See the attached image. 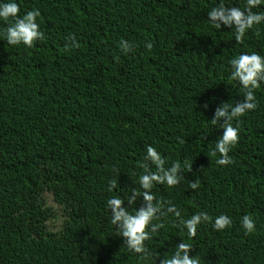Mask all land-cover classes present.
<instances>
[{
    "label": "trees",
    "instance_id": "trees-1",
    "mask_svg": "<svg viewBox=\"0 0 264 264\" xmlns=\"http://www.w3.org/2000/svg\"><path fill=\"white\" fill-rule=\"evenodd\" d=\"M15 2L21 16L40 10L44 39L27 48L0 36V264H149L123 245L106 206L139 188L148 145L166 167L182 165L177 186L153 187L157 200L172 201L185 219L200 211L232 219L223 231L201 224L194 238L171 214L153 221L165 223L145 241L155 264L180 241L200 264H264V83L256 110L233 121L232 164L210 155L223 129L209 122L220 103L243 100L228 61L264 56V24L238 44L234 29L208 23L221 0ZM223 2L243 10L246 0ZM72 34L79 48L66 51ZM121 39L132 52L121 51ZM197 179L200 187L190 189ZM109 180H117L112 192ZM246 214L256 224L249 235L240 224Z\"/></svg>",
    "mask_w": 264,
    "mask_h": 264
},
{
    "label": "clouds",
    "instance_id": "clouds-1",
    "mask_svg": "<svg viewBox=\"0 0 264 264\" xmlns=\"http://www.w3.org/2000/svg\"><path fill=\"white\" fill-rule=\"evenodd\" d=\"M262 4H264V0H246L242 10L236 6L225 7V3L221 0L217 6L208 11L207 20L215 29L219 30L222 25L234 29L236 43L243 44L244 36L249 30L264 24V11H253L254 8H258ZM40 15V10L33 8L21 16L20 6L15 0L0 2V21L6 25L0 29V36H3L6 43L11 46L22 44L27 48L34 47L36 41L44 39V33L40 31V25L36 22ZM255 34H260L258 29ZM64 47L66 51L79 48L74 34L66 38ZM119 47L122 52L129 53L133 51L134 46L127 40L121 39ZM145 47L151 50L153 44L146 42ZM115 59L118 60L119 57ZM228 64L231 69L229 79L238 82L243 93V100L235 104L220 103L209 121L211 125L219 124L223 129V134L215 141L210 152L211 156L219 155L215 161L219 166H227L234 162L229 156V152L239 141V128L233 126V121L238 123L239 119L247 112L256 110L255 90L264 83V56L259 53H241L231 58ZM202 107L207 110L208 103L205 102ZM178 140L181 144L185 143L183 139L178 138ZM165 165V158L155 147L148 145L143 160L138 164V167L142 169L136 181L139 188L131 187L126 200L119 196H113L106 201L107 209L110 211V223L114 226L117 235L123 238V245L129 252L139 255L141 260L149 261V264H155L158 254L149 250L145 241L152 239L154 234L165 227L164 222L153 223V221H161L162 218L171 214L175 217L173 226L181 231L186 230L189 238L196 236L198 226L201 224H210L215 231H223L232 225L231 217L220 214L213 218L204 211L185 219L172 201L157 200L152 192L155 185H166L173 188L183 179L180 175L182 168L180 162H173L168 167ZM183 167L191 171L192 163L185 162ZM113 170L118 172V169ZM117 187V180H109V192ZM199 187L198 179L189 184V188L192 190H197ZM138 199H142V202L139 207H136ZM125 201L127 206H125ZM240 224L245 235L253 233L256 229L255 220L251 215H244ZM192 250V245L180 241L170 256L160 258L159 264H200L198 257L189 255Z\"/></svg>",
    "mask_w": 264,
    "mask_h": 264
}]
</instances>
